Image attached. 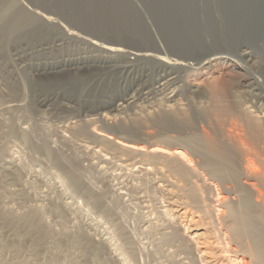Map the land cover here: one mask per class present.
Instances as JSON below:
<instances>
[{
  "label": "rangeland",
  "instance_id": "obj_1",
  "mask_svg": "<svg viewBox=\"0 0 264 264\" xmlns=\"http://www.w3.org/2000/svg\"><path fill=\"white\" fill-rule=\"evenodd\" d=\"M82 1L25 0V3L41 13H53L50 15L66 27L92 26L91 33L106 36L109 29H115L107 38L125 40L127 49H151L146 35L149 30L169 57L185 47L176 44L175 49V43L167 44L172 42L168 36L178 28L187 24L186 31L206 30L200 21L191 24L188 16L201 14L203 8L204 19L210 15L220 18L229 12L223 0H203L207 5L200 0ZM19 8L11 0H0V264H191L192 260L194 264H203L198 251L222 234L224 204L238 203L241 195L248 198V209L258 218L257 224L264 226L262 188L251 186L242 175L211 174L203 164L201 152L202 156L190 154L193 146L187 140L192 135L196 140L201 137L200 124L206 126L209 122L208 116L201 117L203 111H199L209 106L213 98L205 85L198 80L188 84L177 80L174 94L165 98L151 94L146 100L143 88L147 84L152 88L163 70H173L175 76L182 75L181 70L169 71L141 59L126 61L123 54L112 56L109 62L112 70L99 71L92 78L81 77L77 85L70 84L65 80V72L56 74L47 65L84 54L98 56L97 52L80 40L65 38L56 25L26 21ZM79 18L85 21L79 23L83 21ZM69 20L73 23L76 20L78 27ZM169 22H173L170 26L186 24L175 30ZM79 30L82 29L75 31ZM263 45L264 42L252 43L253 47L246 49L251 55L239 57L241 63L249 65L245 75L258 76L262 87ZM192 47L185 53L196 52L199 45ZM124 64L129 66L123 68ZM235 66L232 61L213 69L218 79L245 77L243 70ZM247 84L252 85L248 81ZM255 87L259 88L258 85L233 87L232 92L246 114L263 119L264 98L252 95L256 93ZM133 89L136 91L132 92ZM126 99L132 100L131 104L124 102ZM116 107L119 111L114 110ZM185 115L188 120L184 119ZM162 119L164 124L168 121L164 127ZM211 125L217 129L218 125ZM99 130H103L105 138L96 134ZM200 130L202 134H198ZM219 131L220 139L229 142L225 131ZM183 138L186 141L180 140ZM116 139L136 141L145 148L153 144L182 145L187 149L185 155L190 157L189 165L200 169L196 174L176 175L164 157L129 154L113 144ZM177 141L180 142L176 145ZM192 186L202 188L199 196L190 191ZM258 190L261 196L257 195ZM200 204L206 207L205 216L198 211ZM184 210L187 212L182 214ZM196 214L203 216L197 227ZM190 218L192 222L188 221ZM206 221L211 224L206 225Z\"/></svg>",
  "mask_w": 264,
  "mask_h": 264
},
{
  "label": "bare ground",
  "instance_id": "obj_2",
  "mask_svg": "<svg viewBox=\"0 0 264 264\" xmlns=\"http://www.w3.org/2000/svg\"><path fill=\"white\" fill-rule=\"evenodd\" d=\"M11 1L13 4H17L20 7L19 9H20L23 17L26 18V21L37 20V21H40V22L45 23V24L51 23L52 25H56L58 27V30L63 33V36H66L65 38H67V37L72 38L73 37L77 40H80L81 42L87 44L90 47V50L92 52H97L98 56H95V54H91L89 56H87V54H84L83 56H80V57L78 56L77 58L76 57H73V58L70 57V58L62 59V61H59L56 63L54 62V63L47 65V69H49L51 71L58 72V73L55 72L56 74L60 75V74H62V72H63V74L65 72V75H67V77H66L67 79H65V78L64 79L66 81H69L70 84L75 83L77 85V83L81 81V77L83 78V80H84L85 76H87V78L88 77L92 78L93 76L98 74L99 71H103V73H105L106 70L110 69L113 66V65L109 64L112 56L117 55V54H123L127 58L126 61L129 60L131 62V60L141 59V60L151 61V62L155 63L156 66L162 67L164 69L181 70L182 75H178V76L174 75V72H172L173 70L172 71L169 70L170 72H166L165 70H163V74L159 75L160 76L159 78L157 77L158 79L155 81V83H154L155 85L153 84L154 86H152V88L149 86V84H147V86L143 88V89H145L142 92V94L144 95V97L143 96L142 97L144 99L150 97L149 95H151V94H153V95H159L160 94V95H163L164 98L167 97L168 94H171V93L174 94V92L176 91L175 90V88H176L175 83H177V80L178 81L180 80L179 82H182V84L183 83L188 84L189 81L198 80L200 83L205 85L207 87V89L209 90L210 95L213 98H212V102L209 103L210 104L209 106L207 105V107L203 108V110L200 109L199 111H201V112L203 111L202 113H200L201 117H202V114H205V117L208 116L207 118H209V120H207V121H209V122L206 123V126H204V125L202 126V124H200V126H201L200 128L203 131V134H202V131L200 130L201 132H199L198 134L201 133L202 135H201V137H197V140L194 138V135H192L193 136V137H191L192 139H190L189 135H187L188 139H190V140H187L188 144H191L193 146V148L191 150V151H193V153L190 150H189V153L191 152L190 154L194 155V152L197 154H199V152H201L204 156L203 157L204 158L203 164H205V166L207 167L209 172H211V174H213V173H214V175L215 174L216 175L228 174L231 176L232 175L233 176L234 175L235 176L236 175H242V176L247 178V180L249 181L248 183L251 186H254V187L258 186L264 190V118L263 119H261L259 117L255 118L254 116H253L254 117L253 118V117H251V115L249 116L248 114H246L245 111L242 110L240 107V106H242V105H240L241 102L239 100H237L236 96L232 92L233 87L258 85L259 88L255 87L254 90H256V93L253 92L254 94L252 93V95L257 99H263L264 98V87L261 86L262 84H261L260 80L258 79V76H257V78L255 76L247 77V75H245V74L248 73V68H249L248 66L249 65L246 66L247 63H241L242 62L241 58L239 59V57L245 58L246 56L251 55L250 52L246 51V49L253 47L252 43L254 44V43L258 42L261 44V42H264V0H236V1L229 0L228 2L226 0H223V2L225 4L224 8L226 9V12H228L227 10H229V12L222 15L223 17L220 16V18H217V17H219V15H216L217 16L216 17L214 15L209 14L210 16L208 18L204 19L203 15H202V14H204V10H203L204 8L202 9L203 12L201 10V14H198V15L193 14L191 16L187 15L189 18H191V19H187V20L191 21V24H192V22L200 21L203 23V25H205L206 30H204V29H203L204 31L199 30L197 33L186 31V30H188L187 28H185L187 25L186 23H185L186 24L185 25V24H182V22L181 23L179 22L178 24H174V25L170 26V24L171 23L173 24V22H171V23L169 22V26L175 30L177 29L178 26H181V24L185 25V27L181 26L180 28H178L180 30L175 31L174 32L175 34L168 36L172 40V42L170 41V43L167 42L168 45L169 44L173 45L175 43L173 45L175 49H176V44L179 45L178 46L179 48H180V46H185L184 48H182L181 52L176 51L178 53H172L171 55H173L174 57L167 56V53H165V49H163L162 45H160L161 43L160 44L156 43V40L152 36V32L149 30H146L148 33V34L146 33V35L148 36L147 41L150 44H152L151 49H144V50H142L140 48L127 49L128 45H126V41L123 40L122 38H120L122 40H119L117 37H115L116 39L112 38V40H109V38H107V36L110 35V33L115 32L114 31L115 29H111V30L109 29V31H108L109 34L107 36L101 35L99 33L94 34V32L91 33L90 27H92V26H90L89 28L87 26L83 27V28H77V29L83 30V32H82V30L81 31L79 30L77 32V31H75V30H77L76 28L69 27L70 25L68 27H66V25L64 26L65 23H63V25H62L61 22L56 21V19L50 15L53 13H49V15H48V14H45V12L41 13V12H39V10L37 11L34 8L31 9L28 6L29 4L27 5L25 3V0H24V2L22 0H11ZM200 1H203V0H200ZM38 2H39V0H38ZM179 3H182V1ZM200 3L207 5L208 2L203 1ZM201 6L203 7L202 4H201ZM87 8H89V7H87ZM40 11H41V9H40ZM205 11H206V9H205ZM47 12H49V11H47ZM53 16H55V15H53ZM56 16H58V15H56ZM79 19H83V18H79ZM71 20H69V21H71ZM98 20H100V19H97V21ZM84 21L85 20L83 19V21L81 20V21H79V23H82ZM17 22H19V21H17ZM66 23H68V22H66ZM72 23H70V24H72ZM74 23H76V20ZM167 23H168V21H167ZM39 25L42 26L41 23ZM76 25H77V23H76ZM78 25H77V27H78ZM45 26H47V25H45ZM49 26L50 25H48V27ZM80 26H82V25H80ZM112 26L113 25L110 23L109 27L112 28ZM8 27H9V25H8ZM28 27H29V25H28ZM30 27H32V26H30ZM208 27H210L209 30H207ZM43 28H44V25H43ZM189 28H192V27H189ZM98 29H100V28H98ZM116 30H118V29H116ZM20 31H22V30H20ZM81 32L82 33L85 32L84 35ZM46 33H47V30H46ZM116 33H118V32H116ZM43 34H45V32ZM59 35H61V34H59ZM144 35H142V36L145 37V40H146L147 38ZM56 36H57V33H56ZM110 39H111V37H110ZM161 40H162V38H161ZM154 45H156V46H154ZM196 45H199V48L196 49V52H192L189 54L185 53V52H187L186 50L190 51V49H188L189 47L196 46ZM84 47L85 46H83V48ZM132 47H134V46H132ZM178 47H177V49H178ZM142 48H143V46H142ZM168 50H166V51H168ZM240 51H243V52L241 53ZM168 54H170V52ZM123 55H120V56L122 57ZM124 56H123V59H125ZM234 59H236V60H234ZM232 61H233V65L236 64L235 67L243 70L242 76L245 75L246 78L245 77H239V78L235 77L232 79H228V78L227 79H225V78L218 79L217 78L218 76H216V74H215L216 70H214L215 68L213 69V67L217 66L218 64H221V63L223 64V63L232 62ZM125 64L122 65L123 68H126L129 66V65H125ZM146 67H147V65H146ZM142 68H144V66ZM43 69H46V68H43ZM111 70H112V68H111ZM116 70L117 69H115V72H117ZM120 71L123 73L122 70H120ZM120 71H118V72H120ZM133 72L134 71H132V73ZM144 72H145V70H144ZM140 73H142V72H140ZM40 75H42L41 72H40ZM137 75H139V74H137ZM57 76H55V77H57ZM133 76L135 78L136 75H133ZM140 76H141V74H140ZM136 78H138V77H136ZM244 79H247V80L245 81ZM94 80H96V79H94ZM137 80L140 81V78ZM58 81H59V79H58ZM60 81H62V80H60ZM96 81H98V80H96ZM247 81L250 82V84H252V85H248ZM91 82H93V81H91ZM134 82H136V81H134ZM86 83L88 84V82H86ZM151 83H153V82H151ZM141 84H144V83H141ZM148 87H150L151 89H148ZM129 88H131V87H129ZM177 88H179V87L177 86ZM135 89H136V87H135ZM135 89H133L132 92H135L136 91ZM167 90H169V91L167 92ZM163 96H161V97L163 98ZM211 96H209V97H211ZM158 99H160V98H158ZM155 100L157 101V99H155ZM126 101L128 104V102H130L132 100H130V101L127 99L124 100V102H126ZM130 104H131V102H130ZM126 106H128V105H126ZM67 108H69V107H67ZM120 108H122V107H120ZM114 110H118V108L114 109ZM101 113H103V112H101ZM186 113H187V111H186ZM99 114H97V115H99ZM107 115H109V114L107 113ZM174 115H176V114H174ZM99 116L102 117L103 115L100 114ZM177 116H179V115H177ZM182 116H184V114H182ZM182 116H180V117H182ZM109 117H107V118H109ZM205 117H203V118L207 119ZM188 118L189 117L186 116V118H184V119L188 120ZM194 118H196V117L194 116ZM213 119H214V121H213ZM178 120H180V119H178ZM160 122L162 123V126H163V124H164L163 119ZM167 122H165V124H167ZM201 122L204 123V121H200V123ZM190 123H192V122H190ZM193 123H195V122H193ZM211 124H213L214 127L216 125H218L217 126L218 130L216 128H213V126ZM155 125H157V124H155ZM90 126H92V125H90ZM190 126H191V124H190ZM163 127H161V128H163ZM178 127H179V125H178ZM203 127H205V128H203ZM80 128H82V127H80ZM83 128H84V126H83ZM82 129H80V130L82 131ZM93 129H94V127H93ZM222 129L225 131V136L228 138L229 142L223 141L224 139H222V138L220 139L221 136L218 135V134H220L218 132H220L219 130H222ZM83 130L85 132L86 129H83ZM90 130H92V129H90ZM103 130L105 131V129H103ZM103 130H101V131H103ZM101 131L99 130L96 134L98 136L103 135L102 137L106 136L105 133H102ZM86 132H88V131H86ZM94 132H95V130H94ZM105 132H107V131H105ZM107 134H109V133H107ZM79 136H83V135H79ZM172 136H174V135H172ZM196 136H200V135H196ZM107 138L109 140V138H111V137L108 136ZM112 139H114V137H112ZM180 140L186 141V139H184V138L180 139ZM178 142H180V141H177L175 144L177 145ZM113 144H115L121 150L129 152V154L130 153H138L140 155L154 154V155H159L160 159H161V157H164L165 158L164 161L167 163L170 170L172 172L178 173L176 175L186 176V175L194 174V172L196 174V172L200 169V168H198V166L192 165V167H191V165H189V163H191L190 159H189L190 157H187V155H185V153L187 154V152H185V150H184V149H186V147L183 149L182 145L181 146L177 145V147H162L158 144H153V145L148 146V148H145V146L141 145L139 142L126 141L123 139H121V140L116 139V140H114ZM191 145H190V147H191ZM186 151H187V149H186ZM202 154L201 155L199 154V155L202 156ZM200 167H203V166H200ZM167 171H169V170H167ZM211 177H213V176H211ZM190 189H192L190 191H192L193 193H196V195L199 196L200 191H201L200 189H202V188H200V186H196V187L192 186V188H190ZM260 192H259V190L257 191L258 196H261ZM254 201H256V200H254ZM196 202H198V200ZM256 202H258V201H256ZM248 203H249L248 198L241 195V199L238 203L231 204V205L224 204L225 211H224V213H222V216H221L222 222L224 223L222 234H220V235L218 234V237H216V239H214L213 241L209 240L205 245H203L202 250L198 251L201 254L200 260L202 261L203 264H264V226H260L257 224L256 221L258 220V218L255 219V217L253 216V212H251L248 209ZM176 206H178V205H176ZM197 206H199V208L197 207L199 209L198 211H200V212L206 211V207L204 205H202L203 208H202L201 204L197 205ZM179 207H181V206H179ZM178 209H181V208H178ZM173 211H176V209H174ZM218 211H219V209H218ZM186 212L187 211L184 210L181 213L185 214ZM200 212H199V214L201 215L202 213H200ZM221 212H222V209H221ZM203 214H204V212H203ZM196 215L198 218L195 221V222H197L196 224H194L195 227H197L198 222L200 223V221L202 222V220H203V216L201 217L198 214H196ZM204 216H205V214H204ZM191 220H192V218H190V220L188 219V221L192 222ZM206 223H207V221H206ZM208 223L211 224L210 221ZM208 223L206 225H208ZM193 232L195 233V231H193ZM196 235H199V234H196ZM192 261L193 262H191V264H194L195 261L194 260H192ZM176 263H178V262H176Z\"/></svg>",
  "mask_w": 264,
  "mask_h": 264
}]
</instances>
